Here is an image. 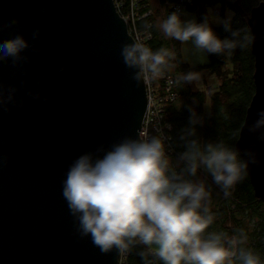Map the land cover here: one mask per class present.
<instances>
[{"label": "water", "instance_id": "95a60500", "mask_svg": "<svg viewBox=\"0 0 264 264\" xmlns=\"http://www.w3.org/2000/svg\"><path fill=\"white\" fill-rule=\"evenodd\" d=\"M0 24V40L22 34L30 42L26 62H0V84L17 89L0 108V264H120L115 251L80 238L62 183L79 155L143 128L147 84L120 56L135 39L129 25L114 0H0ZM248 25L255 92L236 147L257 152L249 177L264 200V141L245 128L264 108V0Z\"/></svg>", "mask_w": 264, "mask_h": 264}, {"label": "clouds", "instance_id": "9594fccd", "mask_svg": "<svg viewBox=\"0 0 264 264\" xmlns=\"http://www.w3.org/2000/svg\"><path fill=\"white\" fill-rule=\"evenodd\" d=\"M188 15L176 8L156 27L166 38L191 43L195 53L209 56L231 57L254 43L250 29L235 19L232 10H226L222 17L211 9L199 19L186 18ZM213 22L228 35L222 37ZM16 23L12 21L7 27ZM4 27L0 24V31ZM39 35L36 30L33 39ZM29 47L22 34L0 40V62L11 60L14 66L26 62L23 53ZM120 56L125 67L132 70L131 78L140 84L161 77L171 67L175 52L167 47L153 50L137 37L122 45ZM198 80L197 72L188 71L175 83ZM16 92L15 87L5 90L0 84V108L12 102ZM188 111V122L177 136L179 152H174L170 143L166 149L167 138L149 135L140 128L135 137L125 136L107 148L102 145L70 164L62 197L76 232L82 239L90 238L103 254L115 251L124 256L140 248L138 254L145 264H152L153 259L162 264H264L261 254L247 246L245 229H237L232 235L209 231L215 221L212 193L200 175L210 176L228 198L248 177L251 166L259 163L258 154L223 140L203 141L197 130L203 127L204 118L192 107ZM256 116L245 128L264 141V108Z\"/></svg>", "mask_w": 264, "mask_h": 264}, {"label": "trees", "instance_id": "16d2710c", "mask_svg": "<svg viewBox=\"0 0 264 264\" xmlns=\"http://www.w3.org/2000/svg\"><path fill=\"white\" fill-rule=\"evenodd\" d=\"M260 1L262 0H195L187 10L196 11L201 18L206 13L207 6L216 4H221L223 7L230 6L235 13V19L250 29L248 17L251 9ZM159 2L165 6H162L164 9L156 8V12H160V18L155 14L139 20L137 26L139 31L143 32L148 24L152 25L150 28L152 37L146 41V44L153 50L167 47L175 52V59L170 62L171 67L166 69L162 75L170 76L176 80L178 76L188 71L198 73L207 70L220 80L217 88H211L210 92L197 89L195 83L179 85L175 83L173 90L177 93V97L165 108V119L172 124V129L167 131L169 139L166 149L170 143L174 152L181 150L176 146L179 143L177 136L180 129L188 122L189 107L194 108L204 118L203 127H198L197 130L203 141L223 140L228 145L236 147L240 128L255 92L253 77L255 56L252 45L244 51L237 50L227 58L208 55V63L190 66L182 58L181 43L166 38L156 27L160 19L161 21L166 19L174 11L165 5V0H159ZM213 27L222 37L228 35L222 26L213 24ZM153 82L159 90L158 92L164 94L165 80L157 78ZM207 101L210 104L208 109L206 108ZM153 135L161 136L156 132H153ZM173 149L169 151L171 152ZM200 175L206 179L212 193L211 210L215 215V221L209 231H224L232 235L236 233L237 229H245L249 237L247 246L259 252L264 259V200L255 195L249 175L235 186L232 195L228 198H225L221 190L212 183L210 176H206L204 173ZM140 250V248L132 249L121 264H145L138 254ZM152 264H162V262L153 259Z\"/></svg>", "mask_w": 264, "mask_h": 264}, {"label": "built area", "instance_id": "2783aa9c", "mask_svg": "<svg viewBox=\"0 0 264 264\" xmlns=\"http://www.w3.org/2000/svg\"><path fill=\"white\" fill-rule=\"evenodd\" d=\"M114 1L118 11L126 19L130 33L133 37L135 39L139 37L146 43V41L152 37L150 28L146 27L145 30L141 32L138 29L137 22L153 15L154 8L151 6V0ZM194 2L195 0H165V5H169V8L173 10L176 8L187 10V8L192 6ZM159 78L165 80L164 94L158 92L159 90H157L153 79L146 81L149 105L144 119L143 129L147 131L149 135H153V132H156L168 140L169 137H167V131L171 130L172 127L171 129L169 128V124L171 123L165 119V108L168 103L177 97V93L173 90L175 87V80L172 77L162 75ZM125 256L126 255L120 257V264L123 262Z\"/></svg>", "mask_w": 264, "mask_h": 264}, {"label": "rangeland", "instance_id": "374dc122", "mask_svg": "<svg viewBox=\"0 0 264 264\" xmlns=\"http://www.w3.org/2000/svg\"><path fill=\"white\" fill-rule=\"evenodd\" d=\"M152 2V7L154 8V13L153 15L156 14L158 18H160V12H156V8L160 7L159 9H164L163 4L159 2V0H151ZM163 6V7H162ZM167 7H170L169 5H166ZM158 9V11H159ZM211 9L213 12L219 14V16H224L226 10H232L230 6L223 7L221 4H216V5H210L206 7V13L208 10ZM187 13L189 14L188 17L186 18H191L195 17L199 19L198 13L196 11H190L186 10ZM233 11V10H232ZM234 12V11H233ZM152 15V16H153ZM215 17L212 18L214 21ZM161 22V19L160 21ZM214 25H216L213 22ZM181 54L183 60L188 63L190 66H196L199 64H206L209 61L208 54L206 53H195L193 46L191 43L187 44H181ZM199 74V80L195 82L196 88L200 90H204L206 92H210L211 88H217L218 84L220 83L219 78L213 74H210L207 70H203L201 72H198ZM210 106L209 101H207L206 108L208 109Z\"/></svg>", "mask_w": 264, "mask_h": 264}, {"label": "flooded vegetation", "instance_id": "af4514ba", "mask_svg": "<svg viewBox=\"0 0 264 264\" xmlns=\"http://www.w3.org/2000/svg\"><path fill=\"white\" fill-rule=\"evenodd\" d=\"M235 5L237 6V4L235 3Z\"/></svg>", "mask_w": 264, "mask_h": 264}]
</instances>
